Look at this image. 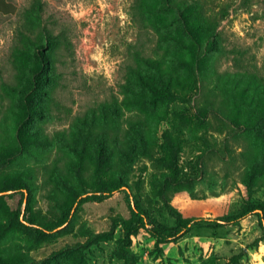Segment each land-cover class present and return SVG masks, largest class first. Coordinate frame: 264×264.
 <instances>
[{
	"label": "rangeland",
	"instance_id": "1",
	"mask_svg": "<svg viewBox=\"0 0 264 264\" xmlns=\"http://www.w3.org/2000/svg\"><path fill=\"white\" fill-rule=\"evenodd\" d=\"M143 1L9 0L13 13L0 12V264H264L256 214L167 244L124 234L132 200L168 230L167 205L187 219L264 209V0H201L222 48L184 100L155 103L135 77L175 24L161 0ZM133 127L147 143L120 155L113 139L127 149ZM117 177L131 197L74 210Z\"/></svg>",
	"mask_w": 264,
	"mask_h": 264
},
{
	"label": "trees",
	"instance_id": "2",
	"mask_svg": "<svg viewBox=\"0 0 264 264\" xmlns=\"http://www.w3.org/2000/svg\"><path fill=\"white\" fill-rule=\"evenodd\" d=\"M137 1L138 5H144L143 0ZM145 6L147 7L146 3ZM12 10L9 0H0V12L3 14L13 13ZM160 10L165 13H172L175 34L173 35L170 32L164 33L163 38L160 40L161 49L158 47L159 53H157L160 55V58H145L144 65L151 73L146 76L137 74L135 77L138 83L147 90L151 102L154 103L170 98L173 100H184L185 94L191 90L190 76L195 75L198 69L197 64L211 51H220L222 48L219 42L220 33L216 31L218 27L216 18L208 17L201 0H161ZM169 45H174L177 49L184 51L183 54L185 56L178 55L169 50ZM262 111L260 120L263 121L264 108ZM18 131L21 134L20 128H18ZM133 132L136 135V140L132 138L126 142L127 149L122 146L118 137L113 139L114 143L118 145L120 155L129 156V152L136 148V143L140 146H144L147 143V137L143 130L139 131L134 129ZM173 146L176 147V145ZM165 179L164 187L168 183V175ZM22 187L24 186L17 185L14 190L26 192L27 189ZM124 190L127 192L126 185L120 177H117L116 180L105 185L99 191L77 194L73 200V208L76 210L86 202H100L109 198L114 193ZM164 191L165 189L160 191V195L163 201H167L166 194L163 193ZM127 194L131 197L128 192ZM131 208L136 221L121 222L125 236L129 237L139 229H145L157 243L161 244L176 242L195 228L208 227L217 229L226 224L237 223L251 214L258 216L264 231V209L260 206L250 205L239 214L230 217L187 219L176 209L167 205L168 214L174 219L175 223L174 228L171 230L159 227L150 222L143 206L137 200H132ZM20 214L21 212H18L15 215V219L18 222H23ZM53 228L32 226L31 230L37 236L46 237L52 234Z\"/></svg>",
	"mask_w": 264,
	"mask_h": 264
},
{
	"label": "water",
	"instance_id": "3",
	"mask_svg": "<svg viewBox=\"0 0 264 264\" xmlns=\"http://www.w3.org/2000/svg\"><path fill=\"white\" fill-rule=\"evenodd\" d=\"M0 194H4V193L2 192V193H0Z\"/></svg>",
	"mask_w": 264,
	"mask_h": 264
}]
</instances>
